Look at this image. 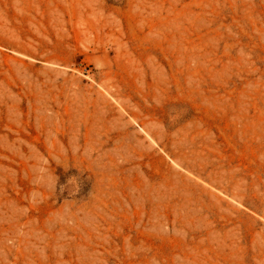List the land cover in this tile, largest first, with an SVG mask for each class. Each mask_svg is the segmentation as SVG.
Instances as JSON below:
<instances>
[{"label":"rangeland","instance_id":"rangeland-1","mask_svg":"<svg viewBox=\"0 0 264 264\" xmlns=\"http://www.w3.org/2000/svg\"><path fill=\"white\" fill-rule=\"evenodd\" d=\"M0 264H264V0H0Z\"/></svg>","mask_w":264,"mask_h":264}]
</instances>
